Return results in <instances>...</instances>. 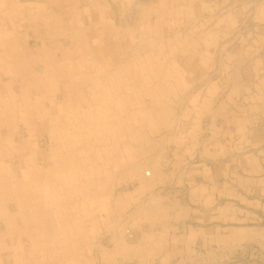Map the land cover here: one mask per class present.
<instances>
[{
  "label": "bare ground",
  "instance_id": "obj_1",
  "mask_svg": "<svg viewBox=\"0 0 264 264\" xmlns=\"http://www.w3.org/2000/svg\"><path fill=\"white\" fill-rule=\"evenodd\" d=\"M136 3L132 9V0H0V123H4L9 133L14 122L27 127L29 137L22 140L20 151L35 147L43 155L34 144L36 135L31 129L34 125L39 127L37 133L48 130L54 144L49 166H39L33 156H29L30 166L23 162L22 166L8 167L7 172L0 163V264H47L48 261L83 264L80 256L84 254L80 255L76 247L77 236L84 229L75 230L74 212L78 210L76 202L82 192L86 193L84 200L96 201L90 199L93 197L90 187L95 188L96 184L89 177L81 181L77 177L69 179V173L78 174L80 169L75 171L70 167L77 156L61 152L62 143L70 142L67 151L72 153L78 145L76 141H83L76 136L82 134L81 130L90 137L101 136L97 140L100 143L119 142L113 120L120 117L117 113L113 116L110 110L112 106L117 111L120 107L137 109L136 89L130 84L144 74L168 78L174 73H185L186 63L182 66L170 63L172 39L163 36L162 27L153 18L166 14L170 0ZM128 13L130 20H126ZM24 28L31 33L24 35L27 31ZM137 31L147 37L139 42L152 53L146 58L134 49ZM185 48L183 45L180 53L184 54ZM4 78H9V83H3ZM144 86L148 88L146 81ZM132 94L134 101L129 96ZM38 98L44 103L38 102ZM103 106L109 112L102 126L98 112ZM68 116L79 123L72 121L71 138L65 135ZM46 119L58 123L54 127L48 123L45 127ZM131 119L135 121L136 114ZM59 126L57 135L53 131ZM113 136L116 138L112 139ZM151 174L147 171L146 177ZM105 189L103 184L102 195ZM60 197L68 203L60 201ZM81 219L87 224L91 219L89 211ZM126 235L135 238L130 229H126ZM62 256L69 260L63 261Z\"/></svg>",
  "mask_w": 264,
  "mask_h": 264
},
{
  "label": "rangeland",
  "instance_id": "obj_2",
  "mask_svg": "<svg viewBox=\"0 0 264 264\" xmlns=\"http://www.w3.org/2000/svg\"><path fill=\"white\" fill-rule=\"evenodd\" d=\"M143 1L148 2V0H132V9L135 4L137 5L136 2L139 4L144 3ZM168 7L169 9L166 14L162 15L163 17L158 18L156 16L153 18L162 27L163 36L172 39L170 48L172 51L169 53L172 57L170 63L176 62L179 66L186 63L185 73L179 75L174 73L168 78L144 74L145 76L136 78V84L133 82L130 84L136 89L137 109L135 111L134 109L122 110L120 107L117 111V108L112 106L110 110L112 115L117 113L120 117L113 120L116 123L114 128L117 131L116 134L120 135L119 142L112 140L109 143H100L97 140L101 136L90 137L86 131L83 130L82 132L81 130L82 134L76 136L83 141L81 143L76 141V145H78L74 147L72 153L67 151L72 145L68 141L63 142V147L60 149L64 154H73L75 158L77 156V160H74L70 167L75 171H78L79 168L80 171L74 175L69 173V179L77 177L81 181L83 177H89L96 184L95 188L94 186L90 187V193L93 196L90 199L95 198L96 201L84 200L86 193L83 194L82 192L76 202L78 210L74 212V218L77 219L75 230L78 232L79 229H84L77 236L79 245L77 244L76 247L81 252L80 255H85L80 256V259L82 258L84 261L83 264H104L101 252L104 251L105 257L108 256V251L105 248L108 245L105 243V238L111 232L120 231L125 240L123 242L129 245L134 240L126 235V229H130L135 234L144 229L145 224L149 225V223L152 224L155 231L168 229L166 226L171 220L170 215L165 213L159 216L158 207L154 209V213L149 212L152 215H155L156 212L154 220H147L141 216V222L140 216L138 221L134 216H129L134 208H129L128 215L123 211L121 200L127 199L132 201V204L137 203L140 206H143L149 198L155 202L157 196L151 192L143 195L141 199L138 196L132 199L134 195L138 194V191L135 192L137 184L140 183L138 180L142 178L148 182L152 181L155 165L171 168L173 159L177 155L176 150L181 146L187 148L190 156L194 157L192 160L194 163L200 162L198 156L200 139L202 136L203 139H206L207 137L204 135L209 136L211 132L218 135L219 131L216 132L215 130L216 123H221L230 117L225 111V108H229V106L218 111L216 104L226 102L227 105H231L232 109L235 108L233 105L236 104L241 109L240 112L238 111L239 113L262 120V128L264 127V45H260L261 47H256L257 45L250 47L249 45L254 38H257L255 37L257 33L259 37L264 38V32H255L254 29L257 24L264 22L262 20L264 19V0H170ZM130 16L131 13H128L126 20H130ZM132 16L140 17V15ZM147 28L149 30V26ZM24 30H27L23 33L24 35L27 32L31 33L28 28H24ZM138 32L134 35V38L138 39L134 49H137L136 53L138 52L140 56L146 58L152 53L147 47L145 48L144 43H139L140 40L142 42L147 40V37ZM141 44L143 45L141 46ZM183 45L186 47L184 54L180 53ZM164 52L168 54L167 50ZM160 56L161 54L158 55V59ZM237 56L241 57L238 58ZM253 58L256 59L255 62L252 60ZM139 78L141 79L139 80ZM145 81L148 83V88L144 86ZM5 82L9 83V78H4L3 83ZM148 90L152 91V95L148 94ZM157 90L158 93H156ZM15 91L20 94L17 87ZM6 96L10 98V96ZM129 96L134 101L133 94ZM154 99H156V103H154ZM38 102L44 103L39 98ZM202 108H207V111L204 112ZM105 111L103 106L98 112V120L102 126L107 122L105 117L109 111ZM228 111L231 113L230 110ZM104 114L106 115L104 116ZM134 114H136L135 121L131 119ZM67 118L68 120L64 124L68 133L65 135L67 138H71L74 133L72 129H69L73 127L71 126L72 121L76 125L79 123L69 116ZM48 123L53 124L52 127H54L58 121L46 119L45 127H48ZM211 124L213 127L210 126ZM3 125L4 123H0V142L2 143L0 163L2 170L7 172L8 167L12 165L19 167L22 166L23 162L30 166L28 161L31 156L41 167L49 166L52 163L50 152L54 144H51V135L48 130L44 132L41 130L37 133L36 129L39 127L37 125L31 127L35 130L34 134L36 135L34 136V144L43 154L40 156L35 147H28L24 151H20V147L23 145L22 140L29 137L26 131L27 127L23 123L14 122L13 128H10V133ZM53 133L58 135L60 126ZM113 138L116 137L113 136ZM223 140L225 142L229 138ZM261 144L256 143L254 147H262L260 150L262 151L261 160L264 162V144ZM223 145V154H225L226 149H230V145L225 143ZM207 148L209 149L208 146ZM242 150L240 147L239 151L235 152L240 155ZM11 154L14 155L13 158ZM225 160L222 159V161ZM238 161L241 162L242 159L239 158ZM103 166L106 168L102 169ZM147 171H151V176L146 177ZM242 171L243 169L240 168L239 174L234 176L232 181L233 186H239L240 190L243 187H248L247 185L250 183V175ZM36 181L34 179L35 183ZM223 182L229 184V178L224 179ZM103 184H106L104 195L100 192ZM166 188L169 187L165 186V190L162 192L164 202H168L169 195L174 196L173 192H168ZM52 190L55 192L54 188ZM183 190H185L184 187ZM60 192L63 196L62 189ZM181 193L183 195L180 197L178 195V199L186 197L185 191ZM59 199L68 203L63 197ZM226 201L231 200L224 197L222 203L225 204ZM166 204L169 205V203H165L163 208ZM149 206L153 205L149 204ZM51 211L53 210L51 209ZM87 211H89L91 219L86 224V221L83 222L81 217ZM232 230H239L244 236L240 237L238 242L233 241ZM258 231H264V217L262 216L258 218L249 213L238 223H230L229 221L222 227L221 256L208 254L201 258H206L208 263L221 261L222 264H264V232L259 233ZM62 259L63 261L69 260L66 256H62ZM200 260L202 261V259ZM47 264L58 263L48 261Z\"/></svg>",
  "mask_w": 264,
  "mask_h": 264
},
{
  "label": "crops",
  "instance_id": "obj_3",
  "mask_svg": "<svg viewBox=\"0 0 264 264\" xmlns=\"http://www.w3.org/2000/svg\"><path fill=\"white\" fill-rule=\"evenodd\" d=\"M254 29L255 32H264V22L257 24ZM255 37L257 38L249 43L250 47L263 46L264 38L259 37L258 33ZM252 60L256 61L255 58ZM216 105L218 111L229 106L225 111L230 117L216 123L215 130L219 131L218 135L211 132L209 136L204 135L206 139L202 136L198 151L200 162L194 163V157L190 156L187 148L181 146L176 150L177 155L171 168L155 165L152 181L148 182L142 178L138 180L140 183L135 191H138V194L132 199L136 196L141 199L143 195L151 192L157 196L155 202L149 198L140 206L127 199L121 200L123 211L127 214L134 208L129 216H134L137 221L140 216L141 222V216L154 220L156 212L155 215L149 212L154 213V209L158 207L159 216L165 213L170 215L171 220L166 226L168 229L155 231L147 221L149 225L145 224L144 229L136 232L134 241L129 245L123 242L125 240L120 231L111 232L105 238L108 256L105 257L104 251L101 252L104 264H222L221 261L208 263L206 258H201L208 254L221 256L222 227L229 221L238 223L249 213L258 218L264 217V162L261 160L260 151L262 147H254L256 143L264 144L262 120L239 113L241 109L236 104L233 109L226 102ZM203 111L206 112L207 108ZM227 137L229 140L224 142L223 139ZM223 143L230 145L225 154ZM240 147L243 150L239 155L236 152ZM239 158L242 159L241 162L238 161ZM240 168L243 173L250 175L248 187L241 190L239 186L232 184L233 177L239 174ZM228 178L230 183H224L223 180ZM165 186H168L167 191L173 192L174 195H169L168 202H164L162 198ZM182 191H185L186 197L178 199V195H183ZM224 197L231 201L223 204ZM165 203L169 205L166 204L163 208ZM231 234L234 236L232 240L236 242L244 236L239 230H232Z\"/></svg>",
  "mask_w": 264,
  "mask_h": 264
}]
</instances>
